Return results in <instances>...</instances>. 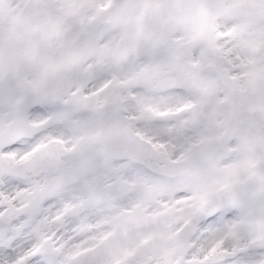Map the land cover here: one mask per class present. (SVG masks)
Returning <instances> with one entry per match:
<instances>
[{"label":"snow or ice","instance_id":"1","mask_svg":"<svg viewBox=\"0 0 264 264\" xmlns=\"http://www.w3.org/2000/svg\"><path fill=\"white\" fill-rule=\"evenodd\" d=\"M0 264H264V0H0Z\"/></svg>","mask_w":264,"mask_h":264}]
</instances>
